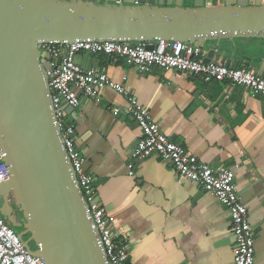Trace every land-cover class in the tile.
<instances>
[{
	"label": "crops",
	"instance_id": "obj_1",
	"mask_svg": "<svg viewBox=\"0 0 264 264\" xmlns=\"http://www.w3.org/2000/svg\"><path fill=\"white\" fill-rule=\"evenodd\" d=\"M214 3L223 1H206ZM263 47L264 39L210 40L201 58L216 48L211 62L238 61L237 69L256 74ZM77 62L128 89L173 143L213 168L233 170L255 234L254 264H264V97L228 82H205L199 74L160 68L141 74L114 56L81 52ZM125 106L122 96L102 86L95 98L63 110L95 198L129 245V264H233L230 217L213 195L179 178L156 156L136 161L134 176L128 175L141 131Z\"/></svg>",
	"mask_w": 264,
	"mask_h": 264
},
{
	"label": "water",
	"instance_id": "obj_2",
	"mask_svg": "<svg viewBox=\"0 0 264 264\" xmlns=\"http://www.w3.org/2000/svg\"><path fill=\"white\" fill-rule=\"evenodd\" d=\"M190 1L0 0V161L9 173L0 198L10 206L8 196H14L26 219L17 235L45 264L108 263L62 147L46 74L55 67L41 44L95 39L152 49L166 41L191 44L202 54L210 40L264 39V0ZM225 66L235 70L238 61ZM255 71L264 78V57Z\"/></svg>",
	"mask_w": 264,
	"mask_h": 264
},
{
	"label": "built area",
	"instance_id": "obj_3",
	"mask_svg": "<svg viewBox=\"0 0 264 264\" xmlns=\"http://www.w3.org/2000/svg\"><path fill=\"white\" fill-rule=\"evenodd\" d=\"M40 52L50 63L47 83L51 103L59 128L61 143L71 163L78 186L86 203L87 214L97 232L98 243L104 251L108 264H129L130 249L126 240L119 239L105 208L101 207L93 193L92 177L84 171L83 159L76 148L74 129L62 128L63 105L77 108L82 99L95 98L98 88L104 86L122 96L126 101L125 111L132 117L141 135L129 155L128 175L134 176V163L156 156L171 166L175 174L186 182L196 184L213 195L223 205L230 217L236 249L233 264H254L255 234L248 221L247 208L242 204L234 182L231 168H213L198 160L184 147L173 143L153 120L150 111L128 89L111 82L106 74L95 69H84L77 62L81 52L114 56L136 69L148 74L154 68L177 71L181 74H199L205 82L214 80L228 82L244 88L251 96L264 97V78L246 69L232 70L219 62L204 63L199 48L188 43L158 41L152 49L145 43L130 47L113 40L86 39L72 44H41ZM61 65H56L62 56ZM9 178L8 168L0 161V184ZM0 264H45L39 256L32 255L22 239L0 216Z\"/></svg>",
	"mask_w": 264,
	"mask_h": 264
},
{
	"label": "rangeland",
	"instance_id": "obj_4",
	"mask_svg": "<svg viewBox=\"0 0 264 264\" xmlns=\"http://www.w3.org/2000/svg\"><path fill=\"white\" fill-rule=\"evenodd\" d=\"M11 198L13 199L11 200ZM9 201L12 202L17 209H14L12 206H7L6 203H4L3 198H1L0 216L6 219L8 224L16 233L24 232L26 230V219L24 218L20 209H18L16 202L14 201V196L12 194L9 195ZM28 237L29 235H25L24 239H27ZM30 246L33 250L36 249L34 242H30Z\"/></svg>",
	"mask_w": 264,
	"mask_h": 264
},
{
	"label": "flooded vegetation",
	"instance_id": "obj_5",
	"mask_svg": "<svg viewBox=\"0 0 264 264\" xmlns=\"http://www.w3.org/2000/svg\"><path fill=\"white\" fill-rule=\"evenodd\" d=\"M12 199H13V198H11V200H12ZM0 200H1V198H0ZM8 200H9V196H8ZM11 200H10V201H11ZM10 201H9V205H10V206H11V205H14V204H13L12 202H10Z\"/></svg>",
	"mask_w": 264,
	"mask_h": 264
},
{
	"label": "trees",
	"instance_id": "obj_6",
	"mask_svg": "<svg viewBox=\"0 0 264 264\" xmlns=\"http://www.w3.org/2000/svg\"><path fill=\"white\" fill-rule=\"evenodd\" d=\"M14 209H17V208H15V205H11ZM3 218V217H2ZM4 219V221L6 222V223H8L7 221H6V219L5 218H3Z\"/></svg>",
	"mask_w": 264,
	"mask_h": 264
}]
</instances>
